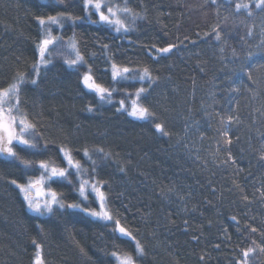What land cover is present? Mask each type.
<instances>
[{"label": "trees", "instance_id": "trees-1", "mask_svg": "<svg viewBox=\"0 0 264 264\" xmlns=\"http://www.w3.org/2000/svg\"><path fill=\"white\" fill-rule=\"evenodd\" d=\"M113 2L120 7L127 5L133 13L145 17L136 21L130 36L120 38L124 43L117 39L112 51L118 53L120 62L130 58L139 61L135 67L148 66L152 69L151 74L159 83L151 91L147 101L142 103L151 104L157 114L163 113L161 120L168 121L171 139L153 137L148 121L117 117L114 115V108L107 104L101 112L86 113L84 109L91 94L85 96L81 93L78 77L73 74L75 69L69 68L65 71L60 67L42 70V76L46 77L44 83L38 90L29 92L25 97L30 107L35 103L34 112L44 114L34 118L47 122L48 131L45 135L50 133L59 140L67 135L61 131L63 128L69 129L72 135L79 137L76 145L79 148L91 149L103 144L105 151L119 149L121 153H126L129 149L144 147L151 159H145L139 168H134L130 177L123 183H141L136 173L147 168L150 175L148 180L142 183H147L149 189L140 195L144 200L154 201L155 197L151 195V181L156 177L161 178L165 189L168 187V179L195 184V177L188 180L187 173L180 172L177 167H187L190 163H186L187 154L184 149L177 147L180 141L191 147L193 155L199 153L202 162L207 161L209 168H215L211 163L212 153H217L218 149L223 147L216 144V138L221 137L223 128L221 115L225 117L226 124L227 115H232L233 121L227 124V131L232 139V154L238 161L237 167L243 170L239 174L241 181L248 176L249 171L254 174L255 179L248 177L247 181L248 191H253L251 185L255 183L259 186V181L264 176V168L258 163L257 152L258 148L264 147V0ZM52 8L53 0H0V72L8 65H14L17 57L21 58V67L27 64V67L31 68L33 44L40 31L35 23V16L47 15ZM75 10L78 12V8ZM99 27L100 25L85 23L73 29L69 23L64 35L63 59H72L75 56L67 45L68 38L75 31L78 35V46L82 49L81 54L85 51L88 53L91 63L87 66L94 64L97 68H102V59L92 58L94 52L103 55L92 46L96 43L93 36L98 35L94 30ZM128 39L133 43H127ZM105 43L112 44V38L109 36ZM168 44L177 47L158 63L146 55V50L152 45L164 47ZM3 79L4 77L0 76V80ZM100 82L107 86L110 75L102 77ZM8 86L3 85L4 88ZM139 86L148 85L137 84V87ZM26 111L21 107L19 113L13 111V116L19 120L21 113ZM48 113H51V116L47 115ZM209 113L212 114V119H209ZM56 117H59L61 123L53 128ZM70 125H79V132ZM136 142H139V145ZM17 151L21 157L28 160L49 158L26 155L19 147ZM218 155L223 159L226 153L218 152ZM141 156L143 153L134 152L136 159ZM50 157H54V153H50ZM95 158L93 154L92 159ZM88 162L91 163V160ZM216 163L218 164L219 160ZM178 172L180 174L176 176ZM24 174L25 169L22 166H18L16 162H5L4 158L0 157V264H30V257L34 253L31 243L33 239L42 242L48 264H115L110 256L101 255L100 249L103 248L104 242L98 237L99 230L82 214L73 211L63 218L54 216L41 217L40 220L29 219L33 214L22 209L17 191L8 182L11 179H20ZM39 175L37 172L36 176ZM232 175L231 170L221 174L220 170L216 169L217 187L222 188L225 195L221 200L218 192L213 198L218 206L209 207L204 212L202 223L207 225L211 220L213 226L206 228L204 238L199 243L191 241V236L199 233L190 230L187 235L183 234V221L189 218L183 212L173 216L175 223L170 225L171 232L162 230L164 235L161 240L166 239L167 243L176 245L175 250L180 253V264H198L197 256L202 249L209 251L211 264H232V258H238L240 242L229 217L237 215L239 218L241 213L239 206L227 195V188L224 187L225 181ZM115 182L122 183L119 180ZM203 199L204 197L198 194L195 201L189 202L188 207ZM66 202L73 201L70 199ZM156 204L162 217L168 211L167 202L160 204L156 201ZM248 212L250 216L255 217L258 232L248 243L243 244L245 248L255 247L252 239L259 243V229H264V204H253ZM40 221H44L43 231L37 229ZM243 224L244 221H241L242 226ZM217 225L227 228L232 243H221L220 249L214 251V245L221 241ZM126 226L135 228V221ZM168 237L170 239H167ZM106 239L109 245L115 243L122 251L134 247L131 242L122 243L123 238ZM144 243L148 245L146 264H170L169 254L158 241L145 240ZM80 248L84 249L85 254H81ZM107 250L110 253L113 249L109 247ZM249 264H264V253L260 252L259 248L250 253Z\"/></svg>", "mask_w": 264, "mask_h": 264}, {"label": "snow or ice", "instance_id": "snow-or-ice-1", "mask_svg": "<svg viewBox=\"0 0 264 264\" xmlns=\"http://www.w3.org/2000/svg\"><path fill=\"white\" fill-rule=\"evenodd\" d=\"M53 4L54 8L50 9L49 14L35 16V23L40 31L33 44L31 68H28L27 64L21 67V58L17 57L14 65H8L3 72H0V76L4 77L0 80V157H3L5 162H16L25 169L24 176L8 182L17 191L22 209L26 213L33 214L29 219L40 220L41 217L54 216L63 218L73 211L78 212L98 228V237L104 242L103 248L100 249L101 255L110 256L115 264H146L148 245L144 243L145 240L158 241L169 254L170 264H180V253L175 250L176 245L167 243L166 239L161 240V236L164 235L162 230L171 232L170 225L175 223L173 216L183 212L190 218L183 221V234L187 235L190 230L199 233L191 236L192 242L199 243L204 238L203 233L206 228L210 229L213 226L211 220L207 225L202 223L204 212L209 207L218 206L213 199L218 192L221 200L225 195L223 189L217 187L216 169H219L221 174L231 170L233 175L227 178L224 187L227 188V195L231 196L239 206L241 213L239 218L237 215L229 217L236 228L235 235L240 242L238 258H232V264H249L250 253L256 248L264 253V229H259L258 244L256 239H252L251 242L255 247H243V244L248 243L249 239L255 237L258 232L255 217L250 216L248 210L253 204H264V176L261 177L259 186L255 183L251 185L253 188L251 192L248 191L247 181L248 177L255 179L254 174L249 171L248 176L241 181L239 174L243 170L237 167L238 161L231 150L232 139L227 131V124L234 119L232 115H227V124L225 117L221 115L220 122L223 128L221 137L216 138V144L223 145L218 152H224L226 155L220 159L218 152L212 153L211 163L215 168H209L208 162H202L199 153L193 155L191 147L180 141L177 147L184 149L187 154L186 163L188 161L190 163L187 167L179 165L177 167L180 168V172L187 173L188 180L195 177V184L173 182L172 179H168V187L165 189L161 178L156 177L151 181V195L155 197L154 201L144 200L140 195L149 189L147 183H142L148 180L150 175L147 168L136 173L141 183L132 185L123 183L130 177L134 168H139L145 159H151L144 147L129 149L126 153H121L119 149L105 151L103 144L91 149L79 148L76 147L79 137L72 135L69 129L63 128L61 131L67 135L59 140L50 133L45 135L48 131L47 122L34 118L42 117L44 114L34 112L35 103L33 102L30 107L25 97L29 92L38 90L44 83L46 77L42 76V70L60 67L65 71L69 68L75 69L73 74L78 77L81 93L85 96L91 94L84 109L86 113L101 112L107 104L114 108V115L117 117L125 116L132 120L148 121L149 131L153 137L171 139L168 121L161 120L163 113L157 114L151 104L142 103L147 101L151 91L159 83L151 74L152 69L148 66L135 67L134 65L139 61L130 58L120 62L118 53L112 51L117 39L130 36L136 21L145 17L133 13L127 5L120 7L113 0H53ZM77 8L78 12L75 10ZM69 23L73 29L85 23L100 25L94 30L98 35L93 36L96 43L92 46L103 55L94 52L92 58L102 59L104 65L102 68H97L94 64L87 66L91 63L88 60V53L85 51L81 54L82 49L78 46V35L75 31L67 41L68 47L73 50L75 56L72 59H63L64 35ZM57 32L59 34H56ZM109 36L112 38V44L105 43ZM120 43H124V40L120 39ZM127 43L132 44L133 41L128 39ZM176 47L173 44L164 47L152 45L146 50V55L158 63ZM153 52L156 55L153 56ZM109 75L110 82L106 86L100 80ZM4 84L9 86L4 88ZM137 84L148 86L137 87ZM117 96L119 99H116ZM5 104L9 106L7 113ZM21 107L27 111L21 113V118L17 121L12 113L13 111L19 113ZM47 115L51 116V113ZM209 119H212L211 113ZM60 123L59 117H56L52 124L53 128ZM70 127H75L76 132L80 130L79 125H70ZM136 143L139 145V142ZM17 147L26 155L49 158L25 159L21 157ZM135 151L143 153V156L136 159ZM257 152L258 163L264 168V147L258 148ZM50 153H54V157H50ZM93 154L95 159H92ZM113 157L117 158L113 159ZM89 160L91 163L88 162ZM217 160H219L218 164ZM37 172L40 173L38 177ZM209 172L211 174L206 175ZM179 174L176 173V176ZM116 180L122 183H116ZM65 188L68 190L64 191ZM198 194L204 199L196 201L189 208V202L195 201ZM70 199L73 202H66ZM156 201L160 204L167 202L168 211L162 217L157 210ZM131 221H135V228L126 226ZM241 221H244L243 226ZM43 223L44 221H40L37 225L39 231H43ZM217 227L220 230L221 241L214 245L212 249L214 251L220 249L221 243H232L227 228L222 225ZM106 237L113 240L123 238L122 243L131 242L134 247L122 251L115 243L109 245ZM31 243L34 253L30 257V264H48L42 242L33 239ZM109 247L113 249L110 253L107 250ZM80 252L85 254L83 248H80ZM197 261L198 264H211L209 251L202 249Z\"/></svg>", "mask_w": 264, "mask_h": 264}, {"label": "rangeland", "instance_id": "rangeland-1", "mask_svg": "<svg viewBox=\"0 0 264 264\" xmlns=\"http://www.w3.org/2000/svg\"><path fill=\"white\" fill-rule=\"evenodd\" d=\"M13 102L15 103V101H13ZM4 107H5V110H6V113H7V109H8L9 106L7 104H5ZM12 115H13V113H12ZM17 121H19V120L17 119Z\"/></svg>", "mask_w": 264, "mask_h": 264}]
</instances>
